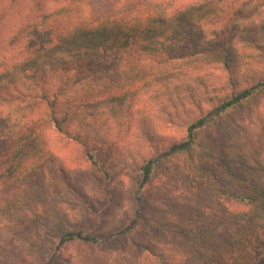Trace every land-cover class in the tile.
<instances>
[{"label":"trees","instance_id":"16d2710c","mask_svg":"<svg viewBox=\"0 0 264 264\" xmlns=\"http://www.w3.org/2000/svg\"><path fill=\"white\" fill-rule=\"evenodd\" d=\"M66 1L67 7L42 17L34 37L37 44L26 46L16 58L0 60V139L11 140L0 152V182H10L16 189L0 208V222H8L12 229H8L12 237L8 234V241L0 242V250L4 243L8 254L18 255L13 248L22 232L15 230L18 224L13 220L21 216L23 207L35 219L31 235L41 241L40 233H45L58 240L56 250L71 243L99 241L83 227H70L65 219L51 226L45 220L49 210L31 194L34 188L39 191L40 181L35 184V180L55 160L45 134L48 128L86 146L97 143L86 119L96 118L102 107L134 108L136 84L147 83L156 74L188 75L173 70L205 62L207 57L216 58L229 74H236L240 65L233 35L209 30L222 16L225 0L197 1L160 14L140 7L123 8L115 14L96 8L83 12L85 0ZM210 33L212 38H208ZM251 47L264 57V44L252 42ZM90 66L96 67L92 71ZM257 96L264 97V75L211 108L199 106V115L185 119V140L139 167V189L161 173L187 190L249 206L256 218L264 220V119L258 118L260 137L255 141L247 128L225 126L233 112ZM75 127L80 129L74 132ZM219 127L223 138L210 137ZM89 156L108 178L106 158L100 151ZM187 210L190 216L185 221L168 217L166 210L159 217L143 218L148 225L146 234L156 247L150 249L151 256L159 258L160 264H168L157 253L162 243L180 247L195 264H241L244 258L252 259L247 250L259 234L257 224L241 222V216L233 214L230 220L224 219L219 211L193 205ZM18 223L23 229L24 223ZM139 226L135 219L116 236L125 237ZM29 247L38 250L33 243ZM25 253L10 264H26ZM258 255L253 264H264L263 254Z\"/></svg>","mask_w":264,"mask_h":264},{"label":"rangeland","instance_id":"374dc122","mask_svg":"<svg viewBox=\"0 0 264 264\" xmlns=\"http://www.w3.org/2000/svg\"><path fill=\"white\" fill-rule=\"evenodd\" d=\"M197 1L206 0H85L82 10L87 12L96 8L115 14L123 8L140 7L160 14L167 8H182ZM223 4L222 16L209 30L217 31L218 35H233L240 64L236 74L224 71L213 57L191 64L189 68L179 66L173 70L174 74L187 71L188 75L166 73L163 77L156 74L149 82L136 84L134 89L138 95L132 100L134 108L131 110L102 107L95 113L96 118L86 119L87 129H94L98 140L87 146L49 128L46 130L55 160L35 180V184L40 181V189L34 188L31 194L49 210L45 220L51 226L57 220L65 219L70 227H83L96 235L98 243H71L56 250L58 240L45 237V233H40L41 241L35 240L31 235L35 230V219L30 209L23 207L21 216L13 220L18 224L15 230L22 232V239L13 248L18 255L8 254L3 243L0 264L14 262L24 251L28 258L26 264H49L52 256L51 264H160L159 258L151 256L150 249L156 247L151 236L146 234L148 225L143 218L159 217L158 213L166 210L168 217L185 221L190 216L187 210L190 205L219 211L224 219L233 214L241 216V222L257 224L259 234L247 251L252 252L255 262L259 259L258 254L264 256V220L256 218L255 211L249 206L187 190L161 173L155 175L144 189H139V167L185 140V119L199 115V106L204 110L211 108L219 99L264 75L263 53L251 47L252 42L264 44V0H225ZM67 6L66 0H0V60L16 58L26 46L37 44L34 37L42 17ZM211 36L212 33L208 38ZM95 67L90 66L89 70L93 71ZM231 117L225 126L233 124L247 128L255 141L260 137L258 118L264 119V97L257 96ZM221 127L210 137L223 138ZM78 129L75 127L74 132ZM10 141L9 138L0 139V152ZM99 146L103 148L99 149ZM94 151H100V156L106 158L108 178L89 156ZM15 191L14 184L0 182V208ZM135 219L140 224L137 229L125 237L116 236ZM18 221L24 223L23 229ZM8 229V222H0V242L8 241ZM29 243L38 250H31ZM157 253L168 264H195L184 250L172 243H162L157 247ZM252 259L244 258L241 264H253Z\"/></svg>","mask_w":264,"mask_h":264}]
</instances>
